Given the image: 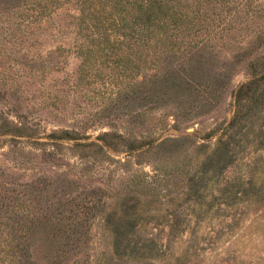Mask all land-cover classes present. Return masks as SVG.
Returning a JSON list of instances; mask_svg holds the SVG:
<instances>
[{
    "label": "rangeland",
    "instance_id": "1",
    "mask_svg": "<svg viewBox=\"0 0 264 264\" xmlns=\"http://www.w3.org/2000/svg\"><path fill=\"white\" fill-rule=\"evenodd\" d=\"M51 1L52 6L37 17L21 0H0V264L24 260L49 264L54 251L46 249L41 231L32 241L24 240L29 257L22 262H12L4 241L11 240L13 229L18 233V222L29 226L45 221L42 218L54 220L56 209L67 217L73 202L90 205L95 198L99 202L95 214L88 216L87 241L81 251L69 255L66 264H134L113 256L112 235L103 214L135 196L160 219L166 209H172L170 199L182 200L189 176L223 138L234 113V92L251 78L249 64L259 68L264 62V0H162L167 11H187L191 22L184 24L180 45H173L160 59L172 62L174 69L181 65L206 86L200 89L202 108L184 114L175 104L152 109L143 101V96L152 98L147 91L149 79L158 70L151 49L139 50L124 40L121 51L129 62L123 66L132 76L124 80L117 75L122 64L116 66L106 57L112 56L110 47L92 45L94 36H104L101 32L116 38L125 33L105 23V11L95 16L96 11L117 12L127 24L139 12L142 0ZM206 23L211 26L198 29ZM94 26L99 29L92 32ZM195 38L200 41L199 54L193 51L195 45H189ZM189 53L203 61L194 71L187 68ZM82 60H87L85 72ZM136 83L142 88L134 97L140 99L124 109L111 108L117 105L116 92H132ZM257 124L255 132L259 127L264 131V123ZM63 130L76 131L88 143L103 132L163 143L129 156L123 147L97 153L74 141L55 142L48 137ZM254 135L250 134L247 150L238 157L232 174L247 179L251 175L247 166L255 164L260 184L264 139L259 144ZM212 194L218 195L215 190ZM213 196L205 197L204 209ZM217 203L196 219L198 206L187 202L183 208L188 225L165 257L135 264H264V186L251 195H238L228 207L222 204L220 212ZM154 222L147 225L146 237L153 235L164 245L167 228H155ZM190 240L196 241L195 250L187 248Z\"/></svg>",
    "mask_w": 264,
    "mask_h": 264
},
{
    "label": "trees",
    "instance_id": "2",
    "mask_svg": "<svg viewBox=\"0 0 264 264\" xmlns=\"http://www.w3.org/2000/svg\"><path fill=\"white\" fill-rule=\"evenodd\" d=\"M21 1L28 10L32 12L35 10L34 14L37 17L50 8L48 5L52 6L54 3L51 0ZM85 3L86 0L83 4ZM138 9L139 12L127 24H125L127 21L125 18L119 19L117 12H107L106 8L96 11L95 16L105 11L108 15L103 17L105 23H109L115 31L124 30L125 33L118 35L116 38L101 32L104 36L93 35L96 39L93 40L92 45L98 48H104L106 45L110 47L109 53L112 56L108 57L107 55L106 57L116 66L122 64L121 74L117 73V75L124 80L132 78L128 74V69L123 66L124 63L129 62V59L121 51L122 47L126 45V41H131L129 42L130 46L137 47L139 50L147 51L151 49L152 56L150 58L158 70L156 73L151 74L149 79L150 87L147 91H150L152 98L143 96V101L150 103L152 109L175 104L179 112L182 111V114L200 110L203 106L202 91L200 89L206 86L197 83L181 65H178V69H174L172 62L160 59L162 53L172 50L173 45H180V39L182 38L180 34L184 24L186 21L191 22V18L186 15L187 11L172 9L167 11L162 0H142L138 4ZM193 15H196V12ZM213 22L214 20H211V23ZM208 26H211V24L206 23L203 28L198 29H205ZM95 27L99 29V26H94L92 32ZM125 39L126 41H124ZM198 40L195 38L194 41L189 42V45H195L193 46L195 54L201 52V48L197 44L200 43ZM170 46L171 48H169ZM87 50H89L88 47ZM118 50L120 53L113 55ZM137 56L138 61H141V54L139 53ZM201 63H203L202 58L188 54L186 58L187 68L194 71L196 64ZM86 66L87 60H82L81 68L84 69V72ZM249 68L251 78L246 83L238 86L234 92V113L232 119L223 129V138L214 151L201 163L200 168L189 176L187 192L184 193L182 200L178 197L170 199L172 209H166L164 211L165 215L161 216L160 219L145 210L140 204V200L135 196L126 197L117 209L103 214L105 226L112 235V254L116 259H125L135 264L164 258L171 248L172 242L183 233L184 228L188 225L186 224L188 214L185 213L183 208L187 202H192L198 206L195 218L199 219L211 211L215 201H218L216 211L220 212L222 211V204L228 207L237 199L238 195H251L254 191L263 188V178L260 179V184L257 183L255 178L254 173L257 169L255 164L247 166L251 169V175L247 179L242 178L240 174H232L234 173L232 168L235 171V166H238L236 164L238 157H242L247 150L250 134H255L254 137H257L256 141H259V144H262L264 139V131L261 127L255 132L256 125H259L257 123L259 121L264 123V115H261L264 114V62L259 64V68L254 63H250ZM136 86H138L137 89L132 90V92L123 90L116 92L114 102L117 105L111 106V108H121L123 106L124 109L129 107V102L135 103V101H138L141 96L134 97V95L140 92L138 89L142 87L138 83H136ZM48 137L55 142L74 141L76 146L97 149V153L104 149L114 152L123 147L126 149V156L144 148L146 150L157 148L163 143L155 140L137 141L131 137V134H127L125 137L116 132H103L96 136L95 142L97 143H88V138H80L76 131L63 130L59 133H52ZM80 140L84 141L77 142ZM214 190L217 191L218 195L213 196L212 192ZM209 195L214 197L213 202L207 204V208L204 209L202 205L206 202H203V200ZM97 202L99 200L96 198L90 205L75 201L71 205L74 209L69 211L67 217H62L63 212L56 209L54 220H51L50 217L47 219L42 218L45 221L41 222L39 220L38 222L41 223L35 225L33 223L29 226H26V222H18V233L15 234L13 229V232H10L11 240L6 239L4 241V246L9 250V257L12 262L19 259V262H22L21 259L29 257V247L28 244L25 245L24 240L30 239L32 241L33 236L41 231L46 249L54 251V257L49 264H66L69 255H72L75 251L78 253L84 247L89 235L86 224L88 216L95 214ZM70 203L68 202V204ZM143 212L146 216L142 215ZM49 222H51V226L48 225ZM151 222H154L155 228L159 227L158 225L166 226V244H161L153 235L146 237V227ZM42 228L48 229L42 230ZM187 248L195 250L197 248L196 241L190 240ZM25 263H27L26 260L22 262V264Z\"/></svg>",
    "mask_w": 264,
    "mask_h": 264
}]
</instances>
